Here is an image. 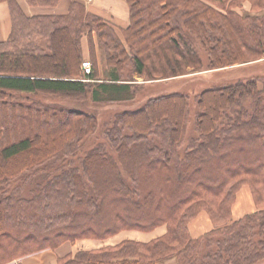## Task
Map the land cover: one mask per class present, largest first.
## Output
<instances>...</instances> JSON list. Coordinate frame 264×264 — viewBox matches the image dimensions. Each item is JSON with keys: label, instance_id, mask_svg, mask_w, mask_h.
Instances as JSON below:
<instances>
[{"label": "trees", "instance_id": "1", "mask_svg": "<svg viewBox=\"0 0 264 264\" xmlns=\"http://www.w3.org/2000/svg\"><path fill=\"white\" fill-rule=\"evenodd\" d=\"M60 1L26 0L33 7ZM125 1L129 24L117 27L80 1L64 15L29 17L16 0H0L12 19L0 42V186L76 157L96 129L91 113L37 97L106 104L145 97L116 116L109 147L65 163L37 197L0 200V264L163 225L166 233L148 242L124 239L56 264H264V76L204 78L262 58L264 15L236 8L251 1L258 13L264 0ZM191 100L197 111L189 116ZM192 121L197 135L186 142ZM246 185L259 208L234 219ZM201 212L214 228L193 237L189 223Z\"/></svg>", "mask_w": 264, "mask_h": 264}, {"label": "rangeland", "instance_id": "2", "mask_svg": "<svg viewBox=\"0 0 264 264\" xmlns=\"http://www.w3.org/2000/svg\"><path fill=\"white\" fill-rule=\"evenodd\" d=\"M67 3V7L64 11V13H57L56 9L59 7L58 5L53 6V7H43V6H34V13L35 14H40V15H61V14H67L69 11V6L71 2L75 0H62ZM88 1V0H87ZM246 2H249L252 5L251 1H245L243 2L238 8H241ZM101 7L104 8V4L100 2V0H95V3L92 4V7L98 4ZM253 6V5H252ZM4 7V8H3ZM251 11L257 13L251 7ZM39 10H42L41 13H38ZM241 13V14H240ZM240 15H243V12L240 11ZM250 15H255V14H250ZM264 15V14H261ZM12 29V19L9 11V7L7 3H1L0 4V41L5 40V38H8L10 35ZM87 60H89V57H87ZM225 70L221 71V74H217L215 76L211 75H206L204 78H210L216 80V82L223 84L224 79H226L225 83L229 82H235L237 80H244L246 77H252V75H263L262 73L264 70V55L262 58L258 60H251L250 62H243L239 63L233 66L225 67ZM52 70V69H51ZM142 79H138L137 82H141ZM264 82L262 81L259 85V87L262 89L264 88ZM202 89V83L199 82L194 85L192 92L198 91ZM189 91V90H188ZM188 93V92H187ZM38 100L42 103L48 104L51 107L54 108H69V109H78L82 110L87 113H91L96 121H97V126L94 131L86 141L84 142V146L82 149L78 152V155L76 157L73 156V158L70 159H54L51 160L50 162L37 167L31 171H28L21 175L20 177L9 181L8 183L0 186V200H5L9 196H13L15 198H22V199H32L34 197H37L43 190L45 185L55 179V177L58 175H61V169L63 168V165L65 163H68L70 161H77L78 162V157H81L83 154L88 153L89 151L97 148L98 146H105L109 147V134L107 132L112 128L116 126V116L120 114L121 112L125 110H135L141 106L144 105L145 103V97L142 94H138L135 99L129 102H122V103H94L91 102L89 99L86 100H67V99H61L58 97H37ZM246 104L249 103V101L245 102ZM189 116L190 114L193 115V111H197L196 108V102L191 100L190 105H189ZM3 119L2 115L0 114V122ZM193 119V116H192ZM9 124V120L6 121ZM34 130V128H33ZM123 132H121L122 134ZM114 137L115 134L113 133ZM197 135V132L195 130V125L193 121L188 125V129L186 131L185 137H186V142L191 136ZM245 187V188H243ZM241 191H239L238 195V200L233 207V217L234 218H239L241 216V212L243 214L248 213L249 210L251 209V204H250V191L248 190V186H243ZM248 187V188H246ZM256 205V204H255ZM259 207L256 206V209L258 210ZM255 210L254 212H256ZM252 212V213H254ZM205 212H201L197 218V224L202 223V228L199 229V231H205L207 228V224H205L204 221L208 218L206 214H202ZM251 214V213H250ZM194 221V220H193ZM192 221V222H193ZM6 224V223H4ZM8 224V223H7ZM191 223H189L190 225ZM196 224V225H197ZM161 230V234L163 235L166 233L167 228L166 225H163L161 227H158ZM157 228V229H158ZM156 229V230H157ZM156 230L152 232H140V231H131L132 233L126 232L122 233L119 236H116L107 242L109 243H115L121 239H127L130 238L132 240H148L147 235L154 236L153 233ZM9 229L6 230V233H9ZM162 236V235H161ZM160 237V236H159ZM152 240V239H151ZM150 241V240H149ZM148 242V241H147ZM113 245V244H110ZM48 250V249H47ZM54 250V249H53ZM61 251H67V247H64L61 249ZM34 255V254H31ZM28 255V256H31ZM26 257V256H24ZM22 257V258H24ZM20 258V259H22ZM20 259L13 260L7 264H12ZM176 261L174 259H168L165 260V263L161 264H175Z\"/></svg>", "mask_w": 264, "mask_h": 264}, {"label": "crops", "instance_id": "3", "mask_svg": "<svg viewBox=\"0 0 264 264\" xmlns=\"http://www.w3.org/2000/svg\"><path fill=\"white\" fill-rule=\"evenodd\" d=\"M75 1H80V2L84 3L87 10H89L90 12L97 13V14L103 16L107 20L113 21L117 25V27H126L129 24V8H128V5H127L125 0H100V2L102 4H104V8L101 7L100 3H99L100 6L98 4H96L95 6L92 7V4L95 3V0H88V1L87 0H75ZM16 2L21 6L23 12L27 16L32 17V16H39L40 15V14L34 13L33 6H30L26 2V0H16ZM58 6L59 7L56 9V12L57 13H64V11L67 7V3L65 1L61 0L59 2ZM251 7H252V5L249 2H246L241 8H236V11L238 13H240V11H242L243 15L264 14V9L261 12L255 13V12L251 11L252 10ZM41 12H42V10L38 11V13H41ZM51 15H53V14H51ZM61 15H63V14H61ZM7 39L8 38H5V40H2V41H6ZM2 41H0V42H2ZM82 46H83L84 56L86 58L89 57V54H90L89 45H88V40L86 37L82 41ZM243 188H245V187H243ZM246 188H248V187H246ZM248 190L250 191L249 188H248ZM250 195L251 196H250L249 201L251 204L250 205L251 209L248 212L252 213L257 209H256V205L254 203V200L252 198L251 191H250ZM237 200H238V196H237ZM237 200H236V202H237ZM202 214H206V213H202ZM246 214H248V213H246ZM246 214H243L241 212V216H239V218H241L242 216H244ZM207 217H208V215H207ZM197 218L193 222H191V224L189 225L190 233L193 237H198V236H200V235H202V234H204V233H206V232H208L214 228L211 221H210V218L208 217L206 219V221H204L205 224L208 225L207 228L205 229L204 232L199 231V229L202 228V223L197 224L196 223ZM239 218H237V219H239ZM234 219H236V218H234ZM122 233H126V232H122ZM122 233H120L119 235H121ZM129 233H132V232L129 231ZM163 233L161 234V230H160V228H158L155 232L150 233V234H153L154 236L147 235L148 240H139V241L147 242L151 239H154V238H157V237L163 235ZM119 235H117V236H119ZM127 239H129V238H127ZM122 240H124V238L115 242V243H109V242H107L108 240L105 242L97 241V240H81V241L76 242L75 244L70 243V242H65L64 244L59 246L57 249H54V250L48 249V250L40 251V252L34 253V255L26 256V257H24V258H22L16 262L12 263V264H56L58 258H62V257L67 256V255H73L80 250L101 248L104 245L119 243ZM64 247H67V251H61V249ZM162 263H165V261Z\"/></svg>", "mask_w": 264, "mask_h": 264}, {"label": "built area", "instance_id": "4", "mask_svg": "<svg viewBox=\"0 0 264 264\" xmlns=\"http://www.w3.org/2000/svg\"><path fill=\"white\" fill-rule=\"evenodd\" d=\"M83 68L87 73H90L91 71V63L89 61H85L83 63Z\"/></svg>", "mask_w": 264, "mask_h": 264}, {"label": "bare ground", "instance_id": "5", "mask_svg": "<svg viewBox=\"0 0 264 264\" xmlns=\"http://www.w3.org/2000/svg\"><path fill=\"white\" fill-rule=\"evenodd\" d=\"M130 239V238H129Z\"/></svg>", "mask_w": 264, "mask_h": 264}]
</instances>
